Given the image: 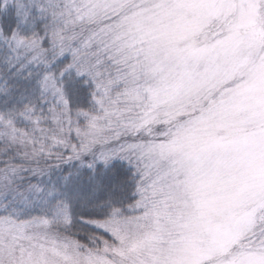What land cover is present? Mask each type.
<instances>
[{"label":"snow or ice","instance_id":"obj_1","mask_svg":"<svg viewBox=\"0 0 264 264\" xmlns=\"http://www.w3.org/2000/svg\"><path fill=\"white\" fill-rule=\"evenodd\" d=\"M0 264H264V0H0Z\"/></svg>","mask_w":264,"mask_h":264}]
</instances>
